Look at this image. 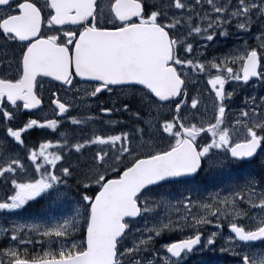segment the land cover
Instances as JSON below:
<instances>
[{"label": "snow or ice", "instance_id": "1", "mask_svg": "<svg viewBox=\"0 0 264 264\" xmlns=\"http://www.w3.org/2000/svg\"><path fill=\"white\" fill-rule=\"evenodd\" d=\"M46 77L59 82L56 118L17 124L21 109L40 110ZM261 93L264 0H0V183L11 193L0 198V264H185L218 239L238 264H264ZM66 116L91 134L60 131ZM33 129L60 138L29 146ZM89 149L64 166L65 150ZM258 158V173H240ZM41 201L70 207L14 215Z\"/></svg>", "mask_w": 264, "mask_h": 264}, {"label": "rangeland", "instance_id": "2", "mask_svg": "<svg viewBox=\"0 0 264 264\" xmlns=\"http://www.w3.org/2000/svg\"><path fill=\"white\" fill-rule=\"evenodd\" d=\"M227 39H228V41L226 44L223 43V44L219 45V42H216V44L213 45V47L209 50V51H211V52H209V54L211 55L214 52L225 51L228 48L232 47L235 43H237V40L235 37L230 36V37H227ZM205 79L206 78H203V77L201 78L198 87L202 92L205 93V100L210 106L211 96H209L210 98H208V95L206 94V89L210 86L206 85ZM226 88L228 90H231L232 85L231 84L226 85ZM244 94H245L244 92L240 93V95L235 100V104H239L240 98H242V96ZM261 94H264V93H261ZM77 114H78L77 112L73 111V112H71L70 116H76ZM88 114H90V113H88ZM209 114H211V113L209 112ZM46 116L48 118H56L53 116V110H49L47 112ZM111 119H115V118H111ZM64 126H66V127L70 126L69 130L71 133V131L73 130L72 127L74 125H72L71 122L66 118V119H64ZM64 126H63V128H64ZM63 128H61V129H63ZM100 129L106 131V132H101V134H114V130L119 131V126L118 125L103 126V127H100ZM38 132H39V136H38L39 143L44 141V140H52L53 143H56V141L59 139V138H57V139L52 138V136L59 134V132H53L50 129L38 130ZM76 139H80V138L77 137ZM26 141L28 143L27 134H26ZM201 142H204V141L202 140ZM39 143L35 146L38 147ZM29 146H32V145H29ZM50 151H56V149H50ZM64 155H65V160L63 162L64 166H67L68 163H72L75 165L78 158L80 160H83V159L90 157L92 155V150L89 149V150L85 151L83 156H80V154L75 153L74 150H73V153L71 155H68L67 151L65 150ZM58 167H59V165H58ZM239 171H240V173H249V172L258 173L260 171V160H259V166L256 165L255 163H250V164L244 165V167L239 169ZM27 174H28V176H33V175L38 176L39 175L38 173L35 172L34 166H29ZM203 177L205 178V182H203L201 184L203 186H207L208 188L211 189L213 187V184H214L212 176L211 175H204ZM70 183L74 184L75 181H70ZM3 186H4V188H2V189L0 187V198H3L6 194H11L8 191L10 186L9 185H3ZM73 195H75L74 190H73ZM43 204L44 205L41 208H36V209L26 208L24 211L16 213L14 215H17V216H35V215L49 214L50 213L53 216H59V215H62L65 211H67L68 208L70 207V204H68V203L57 204V205H53L51 207H48V205L44 201H43ZM0 215H2V213H0ZM141 223H142V221H138L136 226L139 227ZM215 230L216 229L214 227L210 226L208 229L205 230V232L207 234L208 232L215 231ZM223 231H224L225 235L228 234V229L226 226L223 229ZM178 238H182V237H178V236H176V237H165L158 242L157 246H159L163 243L171 242L172 239H178ZM221 243H222V241L218 239L217 244L215 245V248H216L215 251L208 250V249H205L203 251L197 250L195 253H193L192 255H190L187 258V260L185 261V264H238L237 258L233 257L232 255H230L228 253H221L219 251V247H220ZM257 246H260V244H257ZM225 254H227V255H225Z\"/></svg>", "mask_w": 264, "mask_h": 264}, {"label": "flooded vegetation", "instance_id": "3", "mask_svg": "<svg viewBox=\"0 0 264 264\" xmlns=\"http://www.w3.org/2000/svg\"><path fill=\"white\" fill-rule=\"evenodd\" d=\"M11 47L16 49L17 51L19 50L18 45H12ZM41 82L44 85V92H43V103L40 107V110L39 111H37V110L36 111H29V110L21 109L20 113L17 115V120H16L17 124L21 123L22 121H26L29 118H38V117L45 116V115H47V112L49 110H53L54 106L51 105V103H50V93L53 91H56L55 86L58 85L59 82H56V81L52 80V78H47V77L43 78V80ZM77 87H80L81 89H83L84 87H87V85L84 83H81V84H78ZM58 95L63 96L62 93H58ZM100 96H101V98H99L100 101L107 102L110 98V94H108L106 92ZM20 103H22V102H20ZM73 111L74 110H70V112L67 115L70 116L71 112H73ZM95 111H96V109H94V113H95ZM75 112H77V111H75ZM66 118H67V116L64 119H66ZM116 119H119V117L116 116ZM32 131L35 132V131H38V129H33V130L29 131V133L27 134L28 140H30L32 138V134H31ZM2 135H3V129H0V136H2Z\"/></svg>", "mask_w": 264, "mask_h": 264}, {"label": "trees", "instance_id": "4", "mask_svg": "<svg viewBox=\"0 0 264 264\" xmlns=\"http://www.w3.org/2000/svg\"><path fill=\"white\" fill-rule=\"evenodd\" d=\"M97 127L99 128L100 132H106V131L100 129V126H97ZM72 128H73V130L71 131L70 134L74 135V137H76V138L79 135H80L79 136L80 139L82 137L86 138L88 135L91 134L90 128H82L79 125L78 126H73ZM67 129H68V132H69L70 131L69 130V126L67 127ZM31 134H32V138L30 140H28V144L29 145H37L39 143V141H38L39 132L38 131H35V132L32 131ZM55 136H58V135H55ZM58 138H60V137L58 136ZM27 139H28V137H27Z\"/></svg>", "mask_w": 264, "mask_h": 264}, {"label": "bare ground", "instance_id": "5", "mask_svg": "<svg viewBox=\"0 0 264 264\" xmlns=\"http://www.w3.org/2000/svg\"><path fill=\"white\" fill-rule=\"evenodd\" d=\"M119 119H126V117H119ZM65 130H67L68 131V129H67V127L66 126H64V128L63 129H61L60 131H65ZM119 130H120V128H119ZM69 133H70V131H69ZM58 136H59V134H57ZM58 136H52V138L53 139H57L58 138Z\"/></svg>", "mask_w": 264, "mask_h": 264}]
</instances>
